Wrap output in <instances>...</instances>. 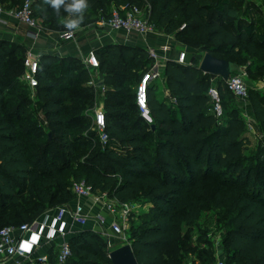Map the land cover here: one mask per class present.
Listing matches in <instances>:
<instances>
[{
    "label": "trees",
    "instance_id": "1",
    "mask_svg": "<svg viewBox=\"0 0 264 264\" xmlns=\"http://www.w3.org/2000/svg\"><path fill=\"white\" fill-rule=\"evenodd\" d=\"M35 1L50 28L68 17L63 9L57 15L44 0ZM140 1L149 2L148 18L154 16L158 28L191 47L241 66L243 50L264 55V25L254 14L238 16V0H88L85 15H108L113 5ZM34 15L38 17L35 9ZM21 49L0 41V228L31 221L47 208L70 202L72 180L85 179L93 191L121 202L141 201L148 209L141 223L129 230L138 264H191L184 257L189 250L181 246L183 228L199 217V205L216 199L219 189L229 185L235 214L224 238L225 262L264 264V161L261 177H256V166L246 155L249 133L234 107L224 109L223 98L234 97L221 77L217 84L223 116L217 120L210 111V75L198 65L167 60L163 77L171 100L160 98L156 84L147 89L155 129L139 115L135 91L121 81L112 82L114 98L106 97L103 105L108 140L92 144L84 133L89 123L83 111L95 105L98 89L88 85L90 75L82 62L66 57L58 63L54 55L40 59L34 106L47 120L49 135L37 119L23 117L30 89L20 80ZM94 54L105 76L123 77L139 69L142 73L150 62L146 48L126 44L100 46ZM55 69H60L58 76ZM248 97L264 141V94L249 89ZM82 147L88 148L83 161L78 155ZM52 148L56 150L49 156ZM60 156L75 162L71 180L55 166ZM214 183L218 188L211 192ZM102 244L98 233L82 230L70 237L69 259L112 264ZM199 259L200 264L215 261L203 254ZM55 263L50 253L48 262L36 264Z\"/></svg>",
    "mask_w": 264,
    "mask_h": 264
},
{
    "label": "built area",
    "instance_id": "2",
    "mask_svg": "<svg viewBox=\"0 0 264 264\" xmlns=\"http://www.w3.org/2000/svg\"><path fill=\"white\" fill-rule=\"evenodd\" d=\"M5 9L0 5V14ZM8 13L18 21L24 23L30 29V34L37 37L44 32L38 18L34 15L32 0H22L21 4L16 8H10ZM97 26L106 28L108 32H123L129 38L133 34L142 37L155 34L158 27L148 18L144 16L140 8L136 4L122 5L110 10L108 15H100L97 19ZM184 24L181 26V28ZM78 30V29H77ZM77 30L68 29L58 31V37L63 41H72L76 39ZM172 46H166L168 50ZM150 62L147 68L141 73L135 90V105L138 113L147 124L153 123V118L147 101V89L149 85L155 84L156 80L163 74L165 63L168 56L164 52L159 51L156 47H146ZM165 50V51H166ZM40 56L33 48H27L24 53L23 66L24 70L20 80L30 89V98L35 101V88L38 85V69ZM83 65L89 72L88 85L95 89L102 87L100 80L95 74H100L99 61L94 51H89L83 59ZM95 73V74H94ZM219 76H210V86L208 88V96L211 102L210 111L217 120L223 116V106L218 84L215 79ZM225 84L232 96L241 104L242 118L244 120L246 130L249 133L257 134L258 124L255 119L251 104L248 97V87L244 80V74H230ZM171 99V98H170ZM38 124L45 130L48 122L42 112L36 114ZM93 122L99 142L105 144L108 140L106 132L105 114L103 103H95L93 108ZM73 199L70 202L58 204L57 206L47 208L40 215L28 222L19 225H6L0 228V264L5 260L13 257L22 258V260L30 261L31 264L48 262L49 254H40L34 258L35 252L44 242H55V250L52 251L56 260L55 264H65L72 255L70 246V237L68 236L67 224L84 225L90 219V216L84 212V204L81 198L91 197L94 201H99L106 210V213H97L93 216V220L101 228V236H106V227L121 242L120 244L129 242V223L132 212V202H121L107 192L93 191L91 186L85 179L72 180L69 186ZM72 203V204H71ZM27 233L34 234L36 238H25ZM216 243H220V237L216 239ZM17 264H23L18 261ZM213 264H226L222 257L216 258Z\"/></svg>",
    "mask_w": 264,
    "mask_h": 264
},
{
    "label": "rangeland",
    "instance_id": "3",
    "mask_svg": "<svg viewBox=\"0 0 264 264\" xmlns=\"http://www.w3.org/2000/svg\"><path fill=\"white\" fill-rule=\"evenodd\" d=\"M33 7L36 11V14L38 18L41 20L40 23L44 27V30L52 29L48 25H46L45 21L41 18V15L39 13V5L35 0H32ZM141 10L142 14L144 16H149V2L147 1H140L139 3H135ZM239 5V15L238 16H246L248 17L249 14H254V16L258 20V24L264 25V0H238ZM115 8V6H111L108 10H112ZM96 17H98L97 14L89 13L85 15V19L82 24H87L90 21L94 20ZM68 18V17H67ZM67 18L61 19L56 26V28H53L57 31L65 30L64 27L65 21ZM237 17L232 18L231 23L233 24L232 30L235 29V20ZM152 20H155V17H152ZM263 31H260L259 33H262ZM177 40L181 41L180 38H177ZM25 49H21L20 53H24ZM190 52L196 53L198 57V61L200 62L203 54L206 52L204 50L200 49H190ZM242 59L244 60V64H242V67L245 70L244 73V80L247 84L248 90L251 89L253 91H258L262 94H264V55L263 54H248L243 50ZM198 62V64H199ZM248 68V70H246ZM60 72V69H55L54 74L58 76ZM95 74V73H94ZM141 74V70H131L127 73V75L120 77L116 75H109L105 76L102 72L100 74H95V77L98 78L103 86L98 88V94H97V100L96 103L102 102L103 105L105 103L106 97L107 98H114L111 95V92L115 89L114 83L121 81L123 85H126L127 89L134 92L136 90V86L138 83V78ZM22 75V74H21ZM20 75V77H21ZM220 77H216L215 81L218 82V79ZM105 81V82H104ZM162 79L158 78L156 80V86H157V93H161L163 90L162 85ZM162 98H167L168 100H171V96L169 92H165L164 94L161 93ZM35 101L29 97V100L25 102L24 110H23V117L25 120H36V107L34 106ZM223 106L224 109H228L230 106L235 108V113L242 116V106L241 104L235 99L230 98L229 100L227 98H223ZM93 107H87L83 111V114L85 116V121L88 124V127L85 129L84 133L90 136L89 140L92 144H95L96 142H99L97 132L95 130L94 122H93ZM33 122V121H32ZM38 124V120L36 121ZM50 127H47L45 129V132H50ZM258 133L253 134L249 133L250 141L248 145V149L246 150V155L251 159V161L256 166L255 168V175L256 177H261L260 173L258 172L260 170L259 166L264 161V141L261 140V135L263 131L258 128ZM45 138V134L42 137V139ZM56 149L52 148L50 155H53ZM88 152V148L82 147L78 148V155L80 160L83 161L84 157L86 156ZM75 162L74 160L66 159L63 156H60L58 161L56 162L55 166L58 167L61 171V173H64L68 176V180H71L73 177L70 176V166H74ZM225 185V184H224ZM229 185H225L224 187L220 188L219 190V196L214 199H210L208 201L203 202L201 205H199L200 215L197 219L193 220L191 223H189L187 226H184L183 228V237L181 241V246L185 250L186 248L189 250L186 252L185 261L190 262L191 264H200L199 256L201 254L207 255L208 257H213L214 259L222 257L226 262L228 259V247L224 243V238L228 234L229 230L232 228V217L235 214V210L231 208V200L232 196L228 195L227 188ZM250 183L247 186L248 189H250ZM218 186L216 183L212 185L211 192H213L215 189H217ZM148 214V209H146L141 203V201H133L132 202V212L130 217V223H129V230L130 228L136 227L141 223V221L146 217ZM106 227V236H101L102 238V248L105 251H110L119 245H121L120 241L118 239H114V235L111 233L108 226ZM128 230V231H129ZM100 233V232H96ZM112 234V235H109ZM108 236L112 237L109 238ZM220 237V243H216V239ZM220 253H219V252ZM108 264L107 261L98 259L95 263L85 262L82 260H75L73 257L69 259L66 264Z\"/></svg>",
    "mask_w": 264,
    "mask_h": 264
},
{
    "label": "crops",
    "instance_id": "4",
    "mask_svg": "<svg viewBox=\"0 0 264 264\" xmlns=\"http://www.w3.org/2000/svg\"><path fill=\"white\" fill-rule=\"evenodd\" d=\"M18 1L21 0H0V5L5 9V11L0 14V41L15 43L25 50L29 47L33 48L40 56V59L44 55H54L56 56V62L58 63H61L66 57H71L79 59L83 64V59L87 56L89 51H94L96 48L107 44H126L142 48H146L147 46L156 47L159 51L164 52L165 55L168 56V59L183 64L198 65L199 59L197 54L190 52V49H193L194 47L177 40L175 34L167 33L162 28H158V31L155 34L145 37L133 34L131 37L127 38L123 32H108L106 28L97 26V19L100 16H98L94 22L85 25L82 24L77 30L76 39L72 41L60 40L58 37V31L53 28L40 33L37 37H33L30 34L29 27L11 16L7 11L10 8H16L19 5ZM38 20L41 21L39 18ZM169 45L172 47L166 50L165 47ZM160 78L163 81L162 85H164L161 93H167L168 90L166 88L163 74ZM155 84L157 83L155 82ZM155 91L157 92V89H155ZM161 93H159L160 98H162ZM81 201L84 204V212L90 216V219L84 225L75 223L67 224L66 228L69 231V237L77 235L82 230L86 229L100 232L101 228L93 220V216L99 212L105 214V208L101 202L94 201L91 197L81 198ZM98 234L101 236V233ZM30 237L36 238L35 235L31 233L25 235V238ZM108 237L112 238L110 236ZM113 238L115 239L116 237L114 236ZM53 250H55V242H44L35 252H33L32 256L35 258L40 254H50ZM18 261H23V264H31L30 261L22 260V258L18 257L9 258L2 264H17Z\"/></svg>",
    "mask_w": 264,
    "mask_h": 264
},
{
    "label": "water",
    "instance_id": "5",
    "mask_svg": "<svg viewBox=\"0 0 264 264\" xmlns=\"http://www.w3.org/2000/svg\"><path fill=\"white\" fill-rule=\"evenodd\" d=\"M198 67L203 73L209 74L212 77L219 76L223 80H226L230 74L243 75L245 73L244 68L237 62L214 56L210 52L203 54ZM155 127L156 124L152 123L151 128L155 129ZM48 134L50 135V133ZM108 257L112 264H138L131 243L121 244L110 250Z\"/></svg>",
    "mask_w": 264,
    "mask_h": 264
},
{
    "label": "clouds",
    "instance_id": "6",
    "mask_svg": "<svg viewBox=\"0 0 264 264\" xmlns=\"http://www.w3.org/2000/svg\"><path fill=\"white\" fill-rule=\"evenodd\" d=\"M44 3L50 5L57 15L61 9L68 14L64 27L71 31L80 28L89 7L88 0H44Z\"/></svg>",
    "mask_w": 264,
    "mask_h": 264
}]
</instances>
